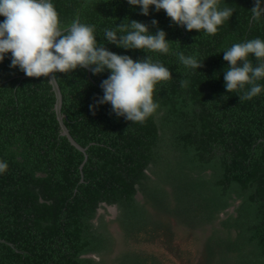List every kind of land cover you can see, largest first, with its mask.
Listing matches in <instances>:
<instances>
[{"label":"trees","instance_id":"trees-1","mask_svg":"<svg viewBox=\"0 0 264 264\" xmlns=\"http://www.w3.org/2000/svg\"><path fill=\"white\" fill-rule=\"evenodd\" d=\"M51 2L61 26L78 15L95 26L99 45L134 61L151 57L172 78L154 86L159 107L139 123L117 117L110 104L90 110L109 71L56 73L63 122L84 153L60 134L48 78L27 77L5 55L0 162L8 167L0 173V264H170L154 251L122 245L114 253L117 237L131 245L162 232L173 244L190 233L203 264H264V78L257 81L260 94L239 101L250 86L227 92L223 60L235 43L264 40V17L251 18L254 0H219L221 9L234 12L214 35L188 31L154 6L144 16L127 0ZM124 20L145 23L152 34L163 30L169 53L108 43L104 30ZM177 52L194 55L202 67H185ZM249 59L256 64L253 54Z\"/></svg>","mask_w":264,"mask_h":264},{"label":"clouds","instance_id":"clouds-1","mask_svg":"<svg viewBox=\"0 0 264 264\" xmlns=\"http://www.w3.org/2000/svg\"><path fill=\"white\" fill-rule=\"evenodd\" d=\"M127 3L139 6L144 16L154 6L156 12L164 10L173 23L188 31L204 30L205 34L213 35L234 12L231 7L221 9L219 0H127ZM250 11L253 22L264 17L261 0H254ZM0 16L5 18L0 22V62L11 53V68L19 67L27 77L37 78L67 74L78 67L89 69L93 75L109 71L110 75L100 84L103 96L89 106L93 114L96 106L110 104L117 117L143 123L159 107L153 101L154 86L172 78L169 69L148 56L134 61L128 55L109 51L97 43L95 26L81 23L78 15L69 26H61L51 0H0ZM125 20L115 29L104 30L108 43L124 49L169 53V41L163 30L157 28L152 34L149 25ZM157 24L155 19L151 21L153 27ZM250 54L256 59L255 65L249 59ZM176 55L185 67L195 70L202 67L194 55L185 56L182 52ZM223 60L228 62L224 72L227 92L250 86L239 101L251 100L261 93L262 86L257 81L264 78V40L235 43L223 53ZM187 84L188 81H181V87ZM7 167L6 162H0V173Z\"/></svg>","mask_w":264,"mask_h":264},{"label":"rangeland","instance_id":"rangeland-1","mask_svg":"<svg viewBox=\"0 0 264 264\" xmlns=\"http://www.w3.org/2000/svg\"><path fill=\"white\" fill-rule=\"evenodd\" d=\"M108 211L111 213V215L114 214L115 212L114 206H109ZM110 229L114 231L115 226L114 228L110 226ZM199 233H201V231H199ZM161 237H163V232L157 235L155 234V237L150 239V241L140 242V243L131 244V245L123 244L122 239L120 237H117L115 241V246H114L115 248L114 253L120 252L123 246H126V248H129V249H141L144 251H154L159 256H164L165 259L168 258V260L171 262L170 264H203V262H201L200 256L197 254L198 253L197 250L200 247V245L199 246L197 244L194 245V242L191 240L190 233L187 234L185 237H182L181 239H176L174 241V244L173 242L168 243V240L165 237H163L162 241H160L159 239ZM168 244H171V245H168ZM175 247L176 248L178 247V249H180L179 250L181 253L180 256H177L176 254L174 255V250L171 251V249H174Z\"/></svg>","mask_w":264,"mask_h":264},{"label":"water","instance_id":"water-1","mask_svg":"<svg viewBox=\"0 0 264 264\" xmlns=\"http://www.w3.org/2000/svg\"><path fill=\"white\" fill-rule=\"evenodd\" d=\"M264 4V1H263ZM88 70V69H87ZM52 74H49V84L51 85V89L54 93V104H53V109H54V113H55V118L58 122V125L60 127V134L66 136V138L68 139V141L74 146L76 147L78 150L82 151L85 153V147H82L80 144H78L74 138L70 135L68 128L66 127V125L63 122V117L64 114L61 112V103H62V94L58 85V82L54 76H51ZM86 155V154H84ZM84 159H86V156H84ZM83 166V163L80 165V169ZM80 180H82V177L80 178ZM138 197H141L140 194H138Z\"/></svg>","mask_w":264,"mask_h":264}]
</instances>
